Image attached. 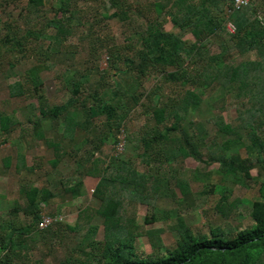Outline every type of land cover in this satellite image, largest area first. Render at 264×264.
Segmentation results:
<instances>
[{"label":"trees","instance_id":"1","mask_svg":"<svg viewBox=\"0 0 264 264\" xmlns=\"http://www.w3.org/2000/svg\"><path fill=\"white\" fill-rule=\"evenodd\" d=\"M77 1L0 0V64L8 57L9 70L5 76H12L28 52L34 57L28 67L16 68L7 82L8 96L37 99L26 121L52 151L43 170L40 163L26 162L24 150L16 151V170L41 177L83 149L74 173L59 179L60 190L20 185L23 203L16 201L7 218L0 217V264H46L50 255L55 264H264V0L239 7H233V0H145L143 5L140 0H107V6L101 0L98 8H82ZM47 4L53 8L51 16L45 13ZM12 7H18L15 18L7 12ZM112 18L124 28L121 45L104 32ZM166 20L177 31L166 30ZM184 33L193 40L184 39ZM72 36L88 39L91 54L104 49L107 68L74 70L78 77L69 80V88L61 81L67 97L49 104L41 90L43 60L53 44ZM212 37L219 39L218 51L208 53ZM92 70L98 76L90 81ZM149 72L161 76L167 91L160 85L143 86ZM86 85L92 91L82 97ZM229 105L236 115L225 121L222 112ZM136 108L152 120L150 127L127 126ZM18 125L15 116L0 111V144L9 141ZM119 140L136 150L141 167L119 152L106 158L98 154L103 144ZM186 157L216 163L219 180L233 177L229 185L253 181L258 195L250 205L249 225L239 229L230 221L240 200L230 199L231 189L222 180L206 183L201 191H218L213 211L219 222L203 232L193 230L180 209L193 203L190 181L210 174L173 165ZM85 176L97 178L91 193L96 204L82 206L72 223L59 214L58 204L56 213L48 214L51 223L40 228L42 206L55 197L81 195ZM161 194L177 209H159ZM140 204L146 206L142 221ZM157 221L161 225L153 226ZM166 232L175 235L169 247L162 239ZM140 237L146 238L149 252L138 249ZM34 244L39 257L32 253Z\"/></svg>","mask_w":264,"mask_h":264},{"label":"rangeland","instance_id":"2","mask_svg":"<svg viewBox=\"0 0 264 264\" xmlns=\"http://www.w3.org/2000/svg\"><path fill=\"white\" fill-rule=\"evenodd\" d=\"M257 5H261L263 0H250ZM78 6L82 8L87 7H99L102 5L101 0H78ZM105 5L107 6L108 2L105 0ZM139 4L143 5L146 3L145 0H140ZM9 10V11H8ZM7 12L12 18L17 16L18 7L8 8ZM112 9L109 10L111 12ZM45 13L48 16L53 14V8L50 4H47L45 8ZM6 17L3 16L2 19ZM19 20V19H18ZM20 23V22H18ZM164 27L166 30L177 31V28L174 27L169 20L165 21ZM227 28L232 30L233 27L230 23H227ZM124 28L115 18L106 20V28L104 30L109 36L113 37L118 45L123 44V33ZM0 33H3V30L0 29ZM184 39L189 41L193 40V37L189 33L182 34ZM89 40L76 38L74 36L69 37L68 40L64 41L61 45L53 44L50 47L48 53V58L44 59V65L40 71V77L43 81L42 93L47 98L49 104L58 103L67 97L68 90L65 86H61V81L67 83L69 88V80L76 79L78 76L75 74L74 70L80 72L90 69V65H97L99 69L107 68V57L104 49L98 48L96 54H91L89 49ZM218 38H211L210 43L207 45L208 53L218 51ZM44 50V47H41L40 50ZM55 50L57 52H55ZM42 52V51H41ZM45 53V52H44ZM38 53V56L42 57L43 54ZM27 57L22 59V62L13 68L12 76L8 78L5 76L9 72L7 70L6 59H3V62L0 64V111L9 113L15 116L19 120V125L11 134L9 141L0 144V217L7 218L8 210L14 206L15 202L23 203V197L19 193L18 189L20 185L27 186L29 183L35 185H46L53 191L60 190L59 179L61 177L71 176L74 173V170L77 167L76 158L82 154L83 149H80L76 156H65L55 168H48L47 173L44 176L38 177L34 172H28L26 170L17 171L15 168V153L16 151L24 150L26 162L28 164L40 163L42 170L45 167H48L46 160L52 157L51 148L46 147L43 144L42 140H39L31 130V125L26 121V117H32L33 107L37 106V99H22V98H10L7 91V82L14 79L13 74L16 72V68L20 70L29 66L31 61H34L32 52L27 53ZM43 58V57H42ZM11 59V58H10ZM117 65H120L119 63ZM18 69V70H19ZM17 70V71H18ZM10 75V74H9ZM98 76V73L92 70V73L89 74L90 81H93ZM118 76V75H117ZM143 86L150 88L153 85H160L163 91H167V84L163 83L160 75L156 73L149 72L142 79ZM88 91H92V87L86 85V88L82 92V97L86 95ZM203 95H208V91H204ZM90 99V98H88ZM88 101V100H87ZM90 101V100H89ZM13 109V110H12ZM138 108L132 111L129 114L128 120L126 119L125 123L129 128L139 129L145 127H150L152 125V120L148 119L145 114L139 113ZM223 118L225 121H229L236 115L234 106L229 105L225 111L222 112ZM78 118H81L80 113H77ZM46 127V126H45ZM54 131L45 130L44 134L47 136H54ZM119 137H122V133L118 134ZM89 147V145H85ZM119 152L124 157L130 158L133 163L141 167L140 157H136V150L131 147L127 142L119 140L118 143H105L102 145L99 155L101 157H108L111 154ZM7 159H9L7 161ZM174 166L179 165L181 167H186L190 169H197L201 173H209L210 175L201 179L191 180L190 188L193 192V203L189 206H181V214L185 218L186 222L193 228L195 231L203 232L207 229L208 225H213L219 222L218 215L213 211V205L215 204L219 193L214 191L213 193H201L204 186L206 188V183L210 182H220L223 184L229 185V181L233 180V177L229 174L219 180L220 175L216 172L217 164L211 163L206 164L204 162H199L191 157H186L178 164H173ZM251 175L256 177V169H251ZM97 181V178L91 176H85L83 179V192L81 195L76 197H70L64 195L62 197H55L50 200L47 205L42 206V214L56 213L58 204H61L59 214L63 217L68 223H72L75 218V213L84 205H95L96 201L92 198V189ZM221 183V182H220ZM231 189L230 199L235 197L239 198L233 215L230 218V221L233 224L239 226V229L247 226L251 223L249 217V209L251 202L257 198V189L253 181H250L249 185L242 183H235L229 185ZM178 192V191H177ZM157 206L161 210H176V203L164 195H160L157 199ZM204 211V213L202 212ZM146 212V206L140 204L138 206V220L142 221L143 215ZM18 219L23 221L22 213L17 214ZM13 218V216L11 217ZM161 222L157 221L153 226H160ZM101 237V226L98 228L97 238ZM162 239L165 247H169L173 244L175 235L174 233H163ZM137 247L143 252H149V244L145 237H140L137 240ZM39 245H33L32 253L34 257H39ZM46 264H55L54 257L47 256L45 260Z\"/></svg>","mask_w":264,"mask_h":264},{"label":"built area","instance_id":"3","mask_svg":"<svg viewBox=\"0 0 264 264\" xmlns=\"http://www.w3.org/2000/svg\"><path fill=\"white\" fill-rule=\"evenodd\" d=\"M249 0H233V7H239L242 5H246ZM53 219L48 215H42L40 221L38 222V226L40 228L46 227L48 224L51 223Z\"/></svg>","mask_w":264,"mask_h":264}]
</instances>
